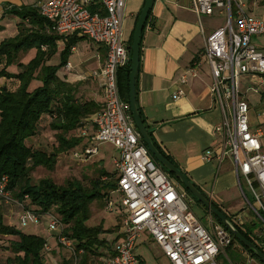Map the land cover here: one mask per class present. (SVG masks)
Listing matches in <instances>:
<instances>
[{"label":"built area","instance_id":"1","mask_svg":"<svg viewBox=\"0 0 264 264\" xmlns=\"http://www.w3.org/2000/svg\"><path fill=\"white\" fill-rule=\"evenodd\" d=\"M258 1V0H257ZM193 11L200 18L216 11L226 15L225 24L214 30L199 52L194 67L196 76L203 62L212 73V91L223 118L215 126L220 137L222 162L226 156L235 167L237 186L250 212L234 215L235 223L243 224L253 215L262 227L257 235L264 247V149L259 132L250 124V104L243 84L253 79L252 88L264 94V52L253 43V36L264 35V19L249 13L243 0H191ZM126 0H39L40 13L52 22L53 30L61 35L78 34L103 44L106 61L91 72L99 79L104 92V105L91 121L77 130V137H86L90 144L83 151L74 150L77 159H88L99 152V144L111 143L119 152L114 160L119 193L115 202L108 198L106 209L118 211L122 217L120 238L104 250L103 264H141L137 246L147 232L161 247L169 264H219L227 255L233 234L209 213L210 228L194 212L186 190L156 162L143 141L119 89V70L130 61V50L123 33ZM95 7V10H92ZM7 7L0 4V17ZM2 86L0 85V88ZM182 94V91L179 92ZM212 157L211 152L206 158ZM245 183L252 200L244 191ZM9 177L0 178V205L18 207V220L23 225L40 224L45 220L48 230L58 234L59 243L75 257V264L84 253L64 233L61 217L51 211L38 213L29 206L28 196L15 198L8 187ZM212 194V193H211ZM246 216V218H245ZM49 246L46 244L45 250ZM243 252V249H242Z\"/></svg>","mask_w":264,"mask_h":264},{"label":"trees","instance_id":"2","mask_svg":"<svg viewBox=\"0 0 264 264\" xmlns=\"http://www.w3.org/2000/svg\"><path fill=\"white\" fill-rule=\"evenodd\" d=\"M5 7L7 9L4 17H18L19 22L17 34L3 39L0 43V65L4 64L0 68V76L17 81L15 87L9 86L5 89L2 86L0 88V178L7 175L9 177L8 187L14 197L22 200L27 195L29 206L36 212L53 211L57 213L65 226L64 233L74 241L77 250H84L83 260H91L94 256L100 260L105 254L104 250L110 249L113 243L102 235L113 233L115 230L112 228L106 230L102 224H88L91 218L90 204L98 197H108L112 191L117 189L116 172L100 169L99 177L92 182L91 188L77 179L68 180L60 185L51 178H42L35 183L31 176L38 166L54 169L61 153L76 149L82 138L74 136L72 132L77 133L79 127L83 125V119L101 109V105L94 100H78L74 86L58 74L59 70L67 65L73 47L86 36H78V34L65 36L56 33L52 28V22L40 13L36 5L6 3ZM92 10H95V7H92ZM148 24L153 25L152 11L149 13L144 30ZM133 36L134 32L129 41V50ZM61 40L64 41V45L62 49H59ZM32 49H35L33 58L28 62L21 61L20 57L28 54ZM58 52H60L59 63L50 64L49 61ZM141 54L142 51H140V65L136 77L137 100ZM11 65H16L18 71H8ZM129 73L130 61L118 73L120 94L128 104ZM262 102L264 104V94H262ZM138 108L156 147L174 163L155 139L149 125L146 124L139 104ZM46 116L51 117L50 127L58 131L56 134L58 145L53 152L40 150L27 144V141L38 133L39 126ZM164 170L186 190L188 196L194 198L208 214L210 213L180 179L167 169L164 168ZM197 187L207 198H211L200 186L197 185ZM211 201L231 221H234V214L225 212L222 206L212 198ZM213 217L222 223L214 214ZM234 223L243 236L264 252V247L260 244L261 238L257 235L258 229L254 217L243 224ZM0 236L18 238L10 243L13 256H9L5 262H0V264H47L45 260L46 239L41 235L25 233L7 224L1 207ZM236 242H239L252 257L264 264L253 250L233 236L232 245Z\"/></svg>","mask_w":264,"mask_h":264},{"label":"crops","instance_id":"3","mask_svg":"<svg viewBox=\"0 0 264 264\" xmlns=\"http://www.w3.org/2000/svg\"><path fill=\"white\" fill-rule=\"evenodd\" d=\"M145 1L126 0L123 33L127 45H129L131 36L135 31ZM243 1L246 3V9L249 13L264 19V0ZM34 2L35 0H30L28 3H25L24 0H0L1 5L6 3L35 5ZM151 11L153 25H147L141 39V70L138 83V104L141 112L155 139L176 166L183 170L196 185L203 186L205 191L222 206L225 212L235 215L236 212L232 211L233 206L229 205L231 198L229 193H232L230 191L231 186L235 183L237 185V175L230 156H226L222 162L219 160L221 140L219 135L215 133V126L222 121L223 114L213 95L211 69L207 62H203L196 76L189 72V69L194 67V61L199 52L204 48L207 37L225 24L226 15L216 11L213 15H203L199 18L193 11L191 0H155ZM2 19L12 20L15 24L18 23L16 17L10 18L8 16ZM17 32L18 28H14L13 34L16 35ZM87 38H83L73 47L67 65L62 67L58 74L63 80L74 86L78 100H94L102 108L105 99L101 82L99 79L91 77L90 74L106 61L107 48L91 39L92 42H89V38ZM3 39L5 37H2L0 42ZM82 41L85 43L80 46L79 43ZM252 41L260 51L264 52V35L253 36ZM63 45L64 41H59V49H62ZM58 63L59 58L54 64ZM3 66L4 64H1L0 68ZM10 67L17 68L16 65H11L8 69ZM17 71L18 68L15 72ZM253 81L250 79L248 83L245 82L243 90L251 108V129L260 133L264 149V130L260 127L257 107L254 106L252 100L257 97L261 109H263L264 104L262 94L250 89L254 87ZM0 85L4 88L15 87L17 81L0 76ZM180 91L182 94H179ZM262 112L264 111L262 110ZM93 115L83 119V124H86L91 131L95 129V125L91 121ZM55 131L57 134L58 131ZM72 134L77 136L74 131ZM89 144V141L83 143L82 151ZM208 152L212 154L210 159L206 158ZM226 162L228 163L225 168ZM223 167L225 169L221 173ZM230 173H232V181L229 178ZM213 175H216V178L210 187V180ZM114 193L116 192H111V194ZM1 206L7 208L2 209L5 221L14 211V208L11 209L12 206L18 210V207L14 205L2 204ZM244 208L243 201V210ZM92 218L96 220L98 216L95 211L91 210L90 219ZM121 219L120 213L117 214L115 223L111 227L115 231L103 234L109 242H114L120 238ZM93 224L98 225L99 222ZM54 236H52L51 242L47 243L49 249L46 250V254L53 264L60 262L63 264L64 260H55V258L57 255L60 256V254L69 252L57 242ZM150 240L157 243L147 232H144L139 244ZM138 255L140 256L139 253ZM162 255L165 257L163 252ZM243 255L246 256L248 264H261L244 249ZM140 259L141 264H145V260L141 257ZM48 261L46 260L47 263Z\"/></svg>","mask_w":264,"mask_h":264},{"label":"rangeland","instance_id":"4","mask_svg":"<svg viewBox=\"0 0 264 264\" xmlns=\"http://www.w3.org/2000/svg\"><path fill=\"white\" fill-rule=\"evenodd\" d=\"M39 0H35V5L38 3ZM25 3L30 2V0H24ZM4 17V14L0 17V26L2 27L0 29V39L2 37H13L15 34H13L14 28H18L17 24H15L12 20H5L2 19ZM8 17V16H5ZM14 16H10L12 18ZM19 22V18L16 17ZM88 39V38H87ZM89 42H92L90 39H88ZM1 43V42H0ZM85 43V41L80 42V46H82ZM82 51V50H80ZM58 54V56H56ZM52 59L49 61L50 64H54L58 61H60V52H58ZM35 55V49H32L28 52V54H24L20 57L21 61L28 62L30 59L33 58ZM17 68L10 67L8 71L15 72ZM36 85V83H35ZM253 104L257 111V117L258 122L261 124V129L264 130V105L263 109L260 107V102L257 97H254L252 100ZM260 110V111H259ZM50 121L51 117H45L40 126L38 133L30 138L27 141V144L29 146H32L34 148L44 150L47 152H53L58 145L57 139H56V131L50 127ZM89 141L88 138L83 137L81 140V143L76 146V149L79 151H82V144L87 143ZM119 155L118 150L111 144L107 142H103L99 145V153L97 155H92L88 159H77L73 155V150H70L66 153H61L57 158V163L54 169H49L44 166H38L31 174L33 182L37 183L42 178H51L55 183L57 184H65L68 180L77 179L82 181L88 188L92 187V182L96 180L99 177V171L100 169H105L109 172H114V157L117 158ZM226 162L224 164V167L227 166ZM222 169L221 173L224 172V168ZM216 173V172H215ZM229 176L230 181L233 180L232 173ZM216 175H213L210 180V187L212 186L213 181L215 180ZM228 182V177H227ZM244 191L246 192L249 199L252 200L250 191L245 183H242ZM201 189L205 191V188L201 186ZM230 191L232 193H229V196L231 197L229 199V205L233 206L232 211L236 212L238 214H241L243 218V196L241 194V191L237 187L236 183L231 186ZM207 193V191H205ZM111 198L114 199L115 202L119 201L120 195L119 193H114L110 195ZM189 202L192 206V209L194 212L198 215V217L201 218L204 225L208 228H210V222H209V214L207 213L206 209L201 206L199 203L196 202L194 198L191 196H188ZM213 199V198H212ZM107 203V197L102 198L98 197L95 200H93L90 204V210L95 211L98 218L90 219L88 223L90 225H94L93 223L99 222V224H102L103 227L108 230L110 229L115 223V218L117 214L119 215V212H113L108 211L105 207V204ZM245 211L251 212L250 206L247 205L245 202ZM0 207L3 209H7L6 207ZM11 207V206H10ZM14 208L13 213L6 218V223L15 226L19 230H22L23 232L32 233V234H38L43 236L47 243L51 242L52 236H54L58 241V234L54 233L52 231L48 230V226L45 220L41 221V224H30V225H23L18 220V213L17 209L15 207H11V209ZM252 213V212H251ZM253 215H249V217L246 218V222L250 220V218L253 219ZM215 219V218H214ZM216 220V219H215ZM256 221V227L257 229H260L262 227V223L259 222L256 218H254ZM45 222V223H44ZM102 237H106L102 235ZM18 239L15 236H0V262H5L6 259L9 256H13V253L10 249V243L12 240ZM143 241V240H142ZM60 244V243H59ZM61 245V244H60ZM140 245V244H139ZM138 245L137 253L140 254V257L145 260V264H169V261L167 257L165 258L162 255V249L161 247L153 242L148 241L146 243H142L140 246ZM64 247V246H63ZM65 248V247H64ZM243 247L239 242L234 243L231 247H229L226 252L227 255H223L218 258L219 264H248L247 258L245 255H243L242 252ZM67 250V248H66ZM70 253L60 254V256L57 255L55 260H64L63 264H75L74 260L75 257L71 253V251L67 250ZM47 251H45V260H49L47 264H53L52 261H50V257L47 256ZM59 264H62L60 262ZM77 264H103L100 260L97 259L96 256L91 258V260H83L82 255L79 257Z\"/></svg>","mask_w":264,"mask_h":264},{"label":"water","instance_id":"5","mask_svg":"<svg viewBox=\"0 0 264 264\" xmlns=\"http://www.w3.org/2000/svg\"><path fill=\"white\" fill-rule=\"evenodd\" d=\"M155 0H146L145 4L142 8V11L139 15L132 45L130 48L131 56H130V73H129V104L130 110L135 122V125L148 147L150 153L153 155L154 159L160 163L165 169L169 172L173 173L180 181L185 185V187L192 193V195L200 201L211 214L217 216L224 226L235 236L239 241H241L246 247L253 250L257 256L264 262V252L260 250L257 245L249 241L245 236H243L240 231L232 224L231 220L220 211L211 201V198H207L201 190L197 187V185L191 180V178L179 167H177L172 161H170L167 157H165L161 151L156 147L151 134L146 127L144 121L141 118L139 108H138V100L136 93V77L137 72L140 65V51H141V39L145 24L147 22L149 13L153 7ZM7 89V87H5Z\"/></svg>","mask_w":264,"mask_h":264}]
</instances>
